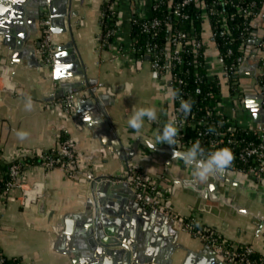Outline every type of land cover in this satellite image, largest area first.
<instances>
[{
	"label": "crops",
	"instance_id": "0c3cea01",
	"mask_svg": "<svg viewBox=\"0 0 264 264\" xmlns=\"http://www.w3.org/2000/svg\"><path fill=\"white\" fill-rule=\"evenodd\" d=\"M4 1L0 0V22L14 23L13 7L1 14L6 8ZM44 2L45 13L53 18L50 66L43 64L37 45L41 38L40 18L32 19V29H28L30 22L23 27L27 36L19 48L11 49L0 40V64L10 66L17 86L14 94L0 97V252L17 264H88L87 260L93 264H115L112 259L103 260L100 256L89 259L85 249L61 239L53 225L61 214L81 208L89 193L91 174L118 177L127 161L138 165L164 193L162 203L170 209V218L192 219L200 229L213 230L230 243L251 244L256 250L264 251V183L234 171H225L224 180L211 176L200 182L194 179L193 169L179 159H173L167 167L171 176L165 173L166 156L142 143L143 138L157 143V134L170 120L172 101L167 94L171 88L170 75L165 73L153 79L149 60L138 63L133 51L130 20L135 3L118 1L115 34L106 46H101L97 38L105 0ZM38 6L29 2L27 13L38 14ZM65 8L69 14L59 17ZM202 38L206 57L213 59L217 50L207 24ZM70 41L74 45L71 49L81 60L84 75L72 88V94L67 84L64 86L67 95L56 98L61 85L58 80L50 79L53 60L65 62L67 54L61 48ZM251 50L247 62L256 69L257 49ZM77 77L66 74L60 80L72 81ZM243 84L245 92L254 97L257 85L252 72L246 73ZM228 94V89L222 86L224 110L228 115L241 124L261 123L259 109L250 115ZM29 96L33 100L32 111L24 108ZM69 97L84 102L67 107ZM149 106L156 108L158 119L155 122L145 119L142 129L135 132L128 126L129 118L137 108ZM21 129L30 133L23 141L15 135ZM62 136L72 139L79 154V165L72 175L64 174L59 168L46 170L35 157L39 151L55 149ZM18 156L25 161V181L42 183L44 214L38 211V201L25 208L17 201L16 190L1 186L6 165ZM130 197L124 195L122 205L129 209L124 212L129 238L138 240L143 249L150 248L158 258L165 254L169 241L175 243L179 250L174 253V264H211L209 258L215 251L206 241L185 231L175 221L167 231L175 235L166 237L164 222H149L147 217L153 213Z\"/></svg>",
	"mask_w": 264,
	"mask_h": 264
},
{
	"label": "built area",
	"instance_id": "2783aa9c",
	"mask_svg": "<svg viewBox=\"0 0 264 264\" xmlns=\"http://www.w3.org/2000/svg\"><path fill=\"white\" fill-rule=\"evenodd\" d=\"M118 1L105 0L102 6L101 31L97 38L101 46H106L115 34ZM131 1L135 3L130 20L131 28L136 24L141 33L149 35L146 44L133 46L138 63L145 60V56L148 55L151 77L158 79L162 74L168 73L171 88L180 92L179 97L174 101L171 99L170 120L175 117L179 128L176 145L181 151H185L198 140L206 154L224 147L230 148L234 160L225 171L244 173L264 183V0ZM163 3L168 4L167 10L176 20L174 24L167 21L164 12L156 15ZM194 17L203 22L199 31L194 30L193 27L184 29L177 26V22L193 20ZM50 24V16L45 14L40 20L39 54L46 66L52 64L53 54ZM205 24L208 25L211 40L217 50L213 59H208L205 55L206 46L202 38ZM163 26L168 32L166 46H162L156 40L157 32ZM250 40H257L258 43H250ZM254 48L257 49L256 69L247 62L250 50ZM188 55L190 60L186 59ZM199 58L201 62H198ZM190 64L196 84L194 93L200 94L203 91L202 84L211 81L215 83L218 92L215 94L217 102L213 107L205 108L202 113L201 107L191 108V112L185 117L179 110L180 102L189 97V92L182 87L185 84L182 74L188 71L185 66ZM201 64L205 69L204 73H199ZM248 72L253 73L257 85L254 97L245 92L243 84V78ZM222 86L228 89L229 97L234 99L245 112L251 115L259 109L261 123L241 124L228 115L224 110ZM16 88L10 66L6 63L0 64V97L14 94ZM208 95L214 96V93L208 90L204 97ZM68 104L69 101L67 107ZM209 128L214 131L209 132ZM35 155L42 162L44 169L59 168L66 175L74 174L79 165V154L70 138H62L55 149L39 151ZM24 163L25 161L19 156L10 159L5 170L4 188L16 190L17 201L27 208L43 196V186L40 182L30 184L25 181ZM109 179L124 182L132 191L134 201L152 213L171 216L168 206L162 203L164 193L138 165L127 161L121 175ZM173 219L182 229L212 246L226 264H264V251L256 250L251 244L230 243L220 238L213 230L200 229L192 219L176 217ZM3 263L4 257L1 254L0 264Z\"/></svg>",
	"mask_w": 264,
	"mask_h": 264
},
{
	"label": "water",
	"instance_id": "95a60500",
	"mask_svg": "<svg viewBox=\"0 0 264 264\" xmlns=\"http://www.w3.org/2000/svg\"><path fill=\"white\" fill-rule=\"evenodd\" d=\"M6 8L1 13L5 15L8 12V7H13L15 16L14 23L10 22H0V40L7 45L9 48H19L21 42L27 36L26 26L28 22V29H32V19L40 20L45 16L46 11L44 10L45 2L44 0H5ZM29 2L33 4H39V12L35 15H29L27 13V5ZM68 13L67 8L61 12L59 17H65ZM24 17H26L25 20ZM69 17V15H68ZM28 18V19H27ZM52 19L50 17V28L52 31ZM15 41V42H13ZM250 43L257 44V40H250ZM38 46L40 43L37 44ZM53 46V43H52ZM73 42L65 43L64 47L61 48L63 53H66L65 62L60 59L53 60V69L50 79L58 80L61 87L57 91L55 97L65 96L64 86L70 84L71 90L70 94L73 93L72 88L80 82V78L84 75V69L77 52L73 51ZM145 59H149V56H145ZM38 65L40 63H37ZM75 75L78 76L72 81L60 80L62 76ZM67 95V94H66ZM70 101L69 106H78L84 100L76 97L75 101L72 97L68 98ZM142 143L153 149L150 145L154 142L147 138H143ZM121 148V147H120ZM181 151L176 146H162L156 143L155 151L166 156L164 160V168L167 172L168 165L171 164L173 159L172 151ZM123 152V147H122ZM173 176L172 174H170ZM219 180H224L225 178L222 174L214 175ZM174 178V177H173ZM230 181V179H226ZM238 185V183L234 182ZM201 189L202 187H198ZM203 189V188H202ZM201 189V190H202ZM131 195L130 199L134 201V196L129 187L121 181L110 180L108 176L103 174L93 175L91 174L89 180V193L86 195L85 201L80 209L73 212H65L61 214L56 222L54 223V229L58 231L61 239L71 241L77 248L85 249L86 253L89 254V259L95 257H101L103 260L112 259L115 264H174L175 257L174 253L179 248L175 247V243L169 241L168 248L162 258H158L157 254L153 252L150 248H142L141 244L129 238V230L126 227L127 217L124 212H128V208L123 206L125 204L124 195ZM114 200V201H112ZM38 211L44 214L45 199L41 197L38 200ZM131 210V209H130ZM134 210V208H132ZM135 211V210H134ZM142 216H146L142 214ZM147 217V216H146ZM148 221L154 223L164 222L165 236L172 235L175 233H168L169 225L174 222L173 218L162 213L151 214L148 217ZM131 236V235H130ZM166 247V246H165ZM76 253L74 252V255ZM211 264H226L220 256L213 252L210 256ZM86 262V261H85ZM84 262V263H85ZM88 264H93L87 260ZM183 264V263H182Z\"/></svg>",
	"mask_w": 264,
	"mask_h": 264
},
{
	"label": "clouds",
	"instance_id": "9594fccd",
	"mask_svg": "<svg viewBox=\"0 0 264 264\" xmlns=\"http://www.w3.org/2000/svg\"><path fill=\"white\" fill-rule=\"evenodd\" d=\"M167 94L169 98L174 101L179 97L180 92L178 89L170 88ZM24 108L26 111H32L33 100L30 96L26 98ZM191 108L192 101L190 99L181 100L179 110L185 117L191 112ZM145 119L154 122L158 119L157 111L154 106L137 108L129 118L128 126L135 132H139L143 127ZM212 131L214 130L209 128V132ZM178 132L177 120L173 117L163 127L162 131L157 134L155 138L156 142L174 146L178 143ZM15 135L18 140L23 141L29 137L30 133L21 129L17 130ZM150 146L154 150L156 143H152ZM172 157L181 160L185 166L192 168L194 179L200 182L207 181L211 176L223 174L225 170L232 165L234 160V154L230 148L224 147L206 154L198 140L185 151H175L173 149Z\"/></svg>",
	"mask_w": 264,
	"mask_h": 264
},
{
	"label": "trees",
	"instance_id": "16d2710c",
	"mask_svg": "<svg viewBox=\"0 0 264 264\" xmlns=\"http://www.w3.org/2000/svg\"><path fill=\"white\" fill-rule=\"evenodd\" d=\"M168 4L167 3H163L159 10L156 12V15H160V13L164 12V16L166 17L167 21L171 22V23H175L176 20L173 19L171 17V14L169 13V11L167 10ZM202 20L201 19H197V18H193V20H189V21H180L179 23L177 22V26L178 27H182L184 29H189L190 27H193L194 30L199 31L202 28ZM176 26V25H175ZM132 34L134 37V45L136 47L138 46H142L144 44H146L149 40V35L147 34H143L139 31L138 29V25H133L132 26ZM167 36H168V32L167 29L163 26V28H161L158 32H157V36H156V40L162 45V46H166L167 44ZM235 47V45H234ZM223 48V47H222ZM186 59L190 60V57L188 55V57ZM201 62V59H198V62ZM186 69H188V71H186L185 73H183V77H184V81L185 84L182 85V87L186 88L189 92V97L186 98L185 100L190 99L192 101V109H195L197 107H201V113L205 110V108H211L214 106V104L217 102V96L215 95L218 92V89L215 85L214 82H208V83H203L202 87H203V91L200 94H196L194 93V87H195V81H194V75L192 73V64L187 65V67L185 66ZM199 73H204L205 69L202 68V64L199 65ZM210 90L212 91V94L214 93V96H205V93ZM61 138H64L63 136ZM8 164L6 165V169H7ZM4 180H5V175L2 181V185L4 187ZM2 253L0 252V255ZM3 255V254H2ZM4 257V263L3 264H17L16 261H13L10 258H7L3 255Z\"/></svg>",
	"mask_w": 264,
	"mask_h": 264
}]
</instances>
